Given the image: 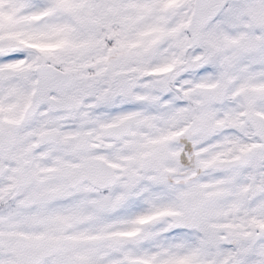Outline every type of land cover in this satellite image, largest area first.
<instances>
[{"label": "snow or ice", "instance_id": "1", "mask_svg": "<svg viewBox=\"0 0 264 264\" xmlns=\"http://www.w3.org/2000/svg\"><path fill=\"white\" fill-rule=\"evenodd\" d=\"M0 264H264V0H0Z\"/></svg>", "mask_w": 264, "mask_h": 264}]
</instances>
